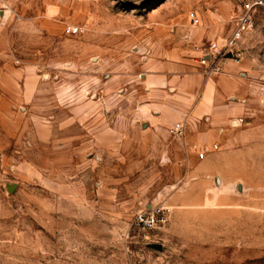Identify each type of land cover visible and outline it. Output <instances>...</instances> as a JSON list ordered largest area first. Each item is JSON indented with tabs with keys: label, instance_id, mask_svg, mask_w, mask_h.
<instances>
[{
	"label": "rangeland",
	"instance_id": "obj_1",
	"mask_svg": "<svg viewBox=\"0 0 264 264\" xmlns=\"http://www.w3.org/2000/svg\"><path fill=\"white\" fill-rule=\"evenodd\" d=\"M248 1L0 2V73L6 65L21 71L16 82L44 86L32 104L0 103V264H264L260 149L242 180L222 187L196 178L174 139L169 154L164 141L125 140L102 156L85 146L90 128L144 130L131 120L144 56L171 49L181 30L220 25L226 35ZM255 17L245 43L255 55L243 59L264 81V7ZM69 25L84 31L68 35ZM100 98L107 107L82 106ZM158 205L170 209L165 224L133 225Z\"/></svg>",
	"mask_w": 264,
	"mask_h": 264
},
{
	"label": "crops",
	"instance_id": "obj_2",
	"mask_svg": "<svg viewBox=\"0 0 264 264\" xmlns=\"http://www.w3.org/2000/svg\"><path fill=\"white\" fill-rule=\"evenodd\" d=\"M236 7L227 17L228 22L241 8ZM231 30L225 35L220 25H206L198 37L181 30L171 49L144 56L140 62L143 97L134 95L131 117L133 125L140 124L144 130L92 131L90 128L87 134L91 141L85 144L88 150L102 156L111 145L124 146L125 140L139 143L151 140L154 145L164 141L163 151L169 154L172 149L166 144L169 139H174L180 145V155L186 157L187 166H195L196 178L215 179L222 187L242 180L241 173L251 170L248 165L252 163L248 161L258 149L264 155V81L244 59L239 63L225 61L223 72L217 75H208L195 60L200 56L199 47L211 40L223 39ZM247 36L243 38L241 48L244 55H255L249 49L250 45L245 46ZM4 69L0 73V103L11 100L32 104L44 86H34L27 79L20 84L15 79L21 71L6 65ZM83 104L85 109L105 108L108 101L104 98L86 99ZM240 118L244 121L239 122ZM180 121L185 123L184 133L169 135L168 128ZM121 123L125 124L123 120ZM45 128L41 130L46 139L50 132ZM193 146L198 153L205 151L203 159ZM237 186L242 190L241 183Z\"/></svg>",
	"mask_w": 264,
	"mask_h": 264
},
{
	"label": "built area",
	"instance_id": "obj_3",
	"mask_svg": "<svg viewBox=\"0 0 264 264\" xmlns=\"http://www.w3.org/2000/svg\"><path fill=\"white\" fill-rule=\"evenodd\" d=\"M4 0H0L2 2ZM264 7V0L245 2L231 20V33L223 39L211 40L207 45L199 47L200 56L195 60L206 69L208 75H217L223 72L224 63L231 60L239 63L244 58L241 42L245 35L255 26L256 12ZM193 24H199L200 19L194 13L190 14ZM84 31L83 25H69L65 27L68 35H77ZM243 118L239 122H243ZM185 123L177 122L167 130L169 135L179 136L184 133ZM218 148V145H214ZM199 158L205 157V151L198 153ZM170 209L167 206L158 205L148 210H142L135 214L133 225L144 233L153 230L168 221Z\"/></svg>",
	"mask_w": 264,
	"mask_h": 264
},
{
	"label": "water",
	"instance_id": "obj_4",
	"mask_svg": "<svg viewBox=\"0 0 264 264\" xmlns=\"http://www.w3.org/2000/svg\"><path fill=\"white\" fill-rule=\"evenodd\" d=\"M152 248L161 251L163 249L162 245L160 244H151L150 245Z\"/></svg>",
	"mask_w": 264,
	"mask_h": 264
}]
</instances>
